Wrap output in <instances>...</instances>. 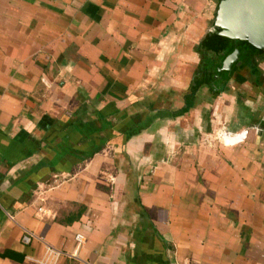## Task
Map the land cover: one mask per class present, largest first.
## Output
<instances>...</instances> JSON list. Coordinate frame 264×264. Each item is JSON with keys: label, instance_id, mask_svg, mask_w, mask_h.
Here are the masks:
<instances>
[{"label": "crops", "instance_id": "1", "mask_svg": "<svg viewBox=\"0 0 264 264\" xmlns=\"http://www.w3.org/2000/svg\"><path fill=\"white\" fill-rule=\"evenodd\" d=\"M220 1L0 0V264L43 256L24 230L54 264H264V48L217 71Z\"/></svg>", "mask_w": 264, "mask_h": 264}, {"label": "water", "instance_id": "2", "mask_svg": "<svg viewBox=\"0 0 264 264\" xmlns=\"http://www.w3.org/2000/svg\"><path fill=\"white\" fill-rule=\"evenodd\" d=\"M211 31L223 37L245 39L257 48H264V0H221ZM238 53L237 49L230 48L217 71L230 70L237 62Z\"/></svg>", "mask_w": 264, "mask_h": 264}, {"label": "built area", "instance_id": "3", "mask_svg": "<svg viewBox=\"0 0 264 264\" xmlns=\"http://www.w3.org/2000/svg\"><path fill=\"white\" fill-rule=\"evenodd\" d=\"M247 136V129H243L240 131H230L229 129L225 128V126H221L214 132L205 133L202 136V141L205 143H220V144H236L242 142L246 139ZM42 211V208L38 209ZM22 242L24 244H29L33 239L38 240L43 243L44 246V253L43 256L40 258L35 259L36 264H54L59 257L68 255L72 256L69 253L54 247L53 245L45 242L42 236L35 235L33 232L29 230H24L22 234ZM83 235L81 233H77L74 236V240L76 241L77 246L83 242ZM73 255H76L73 253Z\"/></svg>", "mask_w": 264, "mask_h": 264}, {"label": "trees", "instance_id": "4", "mask_svg": "<svg viewBox=\"0 0 264 264\" xmlns=\"http://www.w3.org/2000/svg\"><path fill=\"white\" fill-rule=\"evenodd\" d=\"M208 39H210V41L209 40L205 41L206 47H204V48L206 50H210V48H211L212 51L221 52L222 53V57L220 58V60H221L229 50V47H228V44L226 43L225 38L223 36L218 35V34L211 33L210 36L208 37ZM202 68H203V71L205 73L204 74L205 76H203L202 79H204V81H211V74H209L208 71L206 72V70H208L209 67L203 66ZM221 74L225 75V74H227V72H223ZM196 86H198V85L196 84ZM196 86H194V87L192 86V90H191L192 93L195 91Z\"/></svg>", "mask_w": 264, "mask_h": 264}]
</instances>
